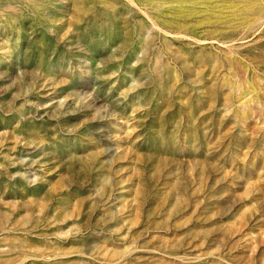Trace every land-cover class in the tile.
Here are the masks:
<instances>
[{
	"label": "rangeland",
	"instance_id": "1",
	"mask_svg": "<svg viewBox=\"0 0 264 264\" xmlns=\"http://www.w3.org/2000/svg\"><path fill=\"white\" fill-rule=\"evenodd\" d=\"M0 264H264V0H0Z\"/></svg>",
	"mask_w": 264,
	"mask_h": 264
}]
</instances>
